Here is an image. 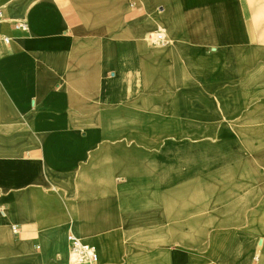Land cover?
Instances as JSON below:
<instances>
[{"label":"crops","instance_id":"0c3cea01","mask_svg":"<svg viewBox=\"0 0 264 264\" xmlns=\"http://www.w3.org/2000/svg\"><path fill=\"white\" fill-rule=\"evenodd\" d=\"M0 9V35L12 38L0 52L1 255L66 264L73 234L116 256L112 231L158 210L159 179L132 172L131 151L146 154L157 137L150 102L163 119L179 103L150 99V74L162 91L187 81L208 101L248 103L237 142L264 148L255 125L264 121V0H0ZM155 32L165 44L151 43ZM256 180L237 194L246 213L264 201Z\"/></svg>","mask_w":264,"mask_h":264},{"label":"bare ground","instance_id":"6f19581e","mask_svg":"<svg viewBox=\"0 0 264 264\" xmlns=\"http://www.w3.org/2000/svg\"><path fill=\"white\" fill-rule=\"evenodd\" d=\"M149 76L155 78L149 83L150 99L155 94L164 99L174 96L179 103L176 116L163 119L162 111L150 102L148 130L149 135L157 131V137L150 138V150L146 154L131 151L132 172L159 179L160 195L156 199L159 208L149 207L141 224L126 223L122 233L115 228L112 231V248L117 255L106 258L100 250L98 264H252L256 259V246L260 243L263 251L257 258V264H264V201L258 214L248 216L249 224L257 231L255 240L246 239L238 232L231 234L233 242L228 241L226 247L214 246L210 251L203 244V236L209 228L210 210L204 208L209 190L203 191L201 179H210L203 174L211 169L206 163L210 157H215V164L219 163L225 174L224 169L239 172L246 165L249 174L257 179L254 184L264 189V148L251 153L248 151L247 154L243 145L237 142L234 127L237 125V114L248 103L208 101L207 96L200 94L199 89L187 81L164 86L174 89L175 93L162 91L163 86L156 83L160 74ZM157 122H163L162 128H156ZM255 125L264 127V121ZM182 136L187 141L183 139L179 142ZM211 141H217L216 145ZM172 164L175 168L171 169ZM228 205L231 204H219L221 207ZM241 205L231 206L240 208ZM99 232H104V229ZM154 250L159 251L158 255L148 259L147 254ZM0 264L21 263L16 262V255L0 254Z\"/></svg>","mask_w":264,"mask_h":264},{"label":"rangeland","instance_id":"374dc122","mask_svg":"<svg viewBox=\"0 0 264 264\" xmlns=\"http://www.w3.org/2000/svg\"><path fill=\"white\" fill-rule=\"evenodd\" d=\"M187 141V139L182 136L179 139L180 141ZM209 142V141H208ZM202 142H199L200 144ZM217 141H211V144L216 145ZM243 147L245 148L246 153L248 151L255 152L258 149H253L251 143H243ZM215 157H210L207 160V164L211 167L208 173H203L204 176H210L209 181L201 179V183L203 186V191L207 192L209 190L208 199L204 203V208H209V228H206L205 234L203 236V244L208 247L210 251L214 248V246L226 247L228 241L230 240L232 233L241 232L246 239H256L257 231L254 227L248 222V216L251 213H246L247 208H234L231 205L237 204L239 198L237 196L239 190H247L251 188L249 185L253 183L250 181L252 176L249 174L246 169L247 166L237 172L232 169H224L226 174L219 167V163L215 164ZM215 164V165H214ZM170 168H175V165H170ZM233 171V172H232ZM224 173V174H223ZM238 174H241V177H238ZM207 195V194H206ZM242 200V199H240ZM231 204L227 207H221L219 204L221 203ZM256 252V253H255ZM254 252V259L252 264H257V258H259L258 254V246H256ZM70 258L66 264H74L77 262V256L70 250L69 247ZM101 260V255H100ZM100 262V261H99ZM212 262H210L211 264ZM216 264H220L219 262Z\"/></svg>","mask_w":264,"mask_h":264},{"label":"built area","instance_id":"2783aa9c","mask_svg":"<svg viewBox=\"0 0 264 264\" xmlns=\"http://www.w3.org/2000/svg\"><path fill=\"white\" fill-rule=\"evenodd\" d=\"M4 19L2 10L0 9V21ZM15 29L28 31L27 23H14ZM149 40L154 45H163L166 43V38L162 32H155L149 35ZM12 43V38L0 35V52L3 46H9ZM15 233L17 231L15 230ZM70 250L77 256V262L74 264H97L99 261V252L95 245L87 243L75 235L69 236Z\"/></svg>","mask_w":264,"mask_h":264}]
</instances>
